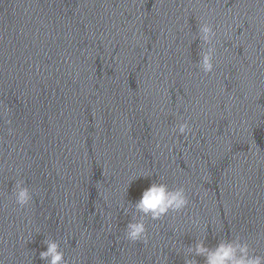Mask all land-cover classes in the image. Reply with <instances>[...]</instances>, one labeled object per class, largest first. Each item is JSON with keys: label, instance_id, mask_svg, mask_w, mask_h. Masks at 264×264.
<instances>
[{"label": "water", "instance_id": "95a60500", "mask_svg": "<svg viewBox=\"0 0 264 264\" xmlns=\"http://www.w3.org/2000/svg\"><path fill=\"white\" fill-rule=\"evenodd\" d=\"M153 181L188 205L130 242L122 206ZM237 235L264 255V0H102L42 241L69 264H183L196 239Z\"/></svg>", "mask_w": 264, "mask_h": 264}, {"label": "clouds", "instance_id": "9594fccd", "mask_svg": "<svg viewBox=\"0 0 264 264\" xmlns=\"http://www.w3.org/2000/svg\"><path fill=\"white\" fill-rule=\"evenodd\" d=\"M216 33L208 22L199 25L196 38L207 45L200 53L198 67L205 74L213 71V57L215 48L213 40ZM179 134L187 135L190 125L187 121L178 124ZM149 177V176H144ZM12 195L15 204L20 208H26L32 201V194L29 188L24 186L23 180H16ZM188 205V197L183 187L170 188L163 182L153 181L142 190L139 198L135 202H128L127 206H122L125 215H130L131 219L125 226L124 238L130 242H148L145 217L152 220H160L169 213H180ZM45 250L39 251V259L44 264H69L65 259L64 252L60 244L51 238L42 241ZM183 252V264H199L196 257L203 258V264H264V255L254 254L249 243L242 240L238 235L231 239L220 238L213 246L205 244V238L196 239L195 242Z\"/></svg>", "mask_w": 264, "mask_h": 264}]
</instances>
